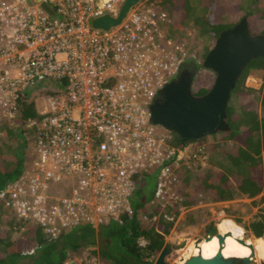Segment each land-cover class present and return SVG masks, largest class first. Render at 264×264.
Listing matches in <instances>:
<instances>
[{
	"label": "built area",
	"instance_id": "1",
	"mask_svg": "<svg viewBox=\"0 0 264 264\" xmlns=\"http://www.w3.org/2000/svg\"><path fill=\"white\" fill-rule=\"evenodd\" d=\"M125 1L42 0L53 16L34 0H0V141L7 126L21 127L29 153L0 204L6 219L53 239L121 223L137 176L150 172L154 220L175 221V168L207 158L197 142L173 146L172 132L151 120L159 92L191 59L168 37V12L143 0L110 31L92 27L96 17L117 18ZM25 100L38 117L21 122ZM88 251L67 264H106Z\"/></svg>",
	"mask_w": 264,
	"mask_h": 264
},
{
	"label": "trees",
	"instance_id": "2",
	"mask_svg": "<svg viewBox=\"0 0 264 264\" xmlns=\"http://www.w3.org/2000/svg\"><path fill=\"white\" fill-rule=\"evenodd\" d=\"M154 4L170 16L168 37L181 40L188 27L197 31L202 43L197 47L201 62L190 59L184 67L189 70L203 67V61L220 34L242 19H247L252 35H264V0H161ZM251 69L264 71V57L247 65L232 92L227 119L230 130L221 134L220 170L196 177V183L184 179L189 185L185 195L190 193L194 198L186 199L182 206L195 204L200 193L208 194L212 202H219L236 192L248 198L264 192V116L259 115L258 109L260 105L264 111V89L255 91L245 87ZM201 71L210 74L205 75L204 81L198 79V75L194 77L192 91L197 97L208 93L215 80L213 72ZM21 107V122L38 117L33 102L25 100ZM5 132L10 145L8 153L0 149V194L8 183L21 175L25 165L26 144L21 127L7 126ZM171 135L173 146L188 144L176 133ZM226 141L232 145L228 147ZM154 178V172L137 176L132 215L123 216L121 223L112 222L99 229L82 226L57 239L46 235L38 226L6 219L0 204V264H67L69 259L84 255L89 248H94L88 251L91 257L98 256L106 264H154L174 225V221L166 222L162 217L154 220L159 209H151L154 192L152 194L148 187V180ZM143 216L147 220H143ZM249 227L256 238H262L264 215H259ZM141 238L147 242L144 247L140 246Z\"/></svg>",
	"mask_w": 264,
	"mask_h": 264
},
{
	"label": "water",
	"instance_id": "3",
	"mask_svg": "<svg viewBox=\"0 0 264 264\" xmlns=\"http://www.w3.org/2000/svg\"><path fill=\"white\" fill-rule=\"evenodd\" d=\"M53 16L52 9L42 0H34ZM109 2L110 0H103ZM143 0H126L119 16L113 18L103 15L92 20V27L110 31L120 25L130 10ZM264 57V35H252L247 19H242L233 28L222 32L213 48L203 61V68L215 74L212 88L203 96H195L192 91L196 70L183 68L178 77L166 85L152 104L151 120L153 124L164 127L176 133L184 142H197L206 136L226 133L230 130L228 119V104L232 92L247 65ZM206 241L217 237L221 248L226 238L232 236L218 234L216 227L208 232ZM258 239V238H256ZM238 242L251 250V256L244 259H225L219 252L213 259L193 256L184 264H255V250L247 245V240ZM171 249L164 247L155 264H167L165 259Z\"/></svg>",
	"mask_w": 264,
	"mask_h": 264
},
{
	"label": "rangeland",
	"instance_id": "4",
	"mask_svg": "<svg viewBox=\"0 0 264 264\" xmlns=\"http://www.w3.org/2000/svg\"><path fill=\"white\" fill-rule=\"evenodd\" d=\"M153 1L158 4L161 0ZM180 39L186 45L190 58L195 59L200 63L201 59H199L200 57L197 47L202 43L201 41L199 42L197 31L192 27H188L185 29ZM192 47L194 49H192ZM201 69L204 68L201 67L196 70L195 77L198 75V79L204 81L206 78L205 75H209L210 73L201 71ZM200 72L201 74H199ZM245 87L255 91L261 90L262 87L264 89V71L260 69H251L245 81ZM258 109L259 115L261 117L264 116V111H262L260 105ZM221 134L222 133L206 136L197 141L200 146L204 147V151L207 154H205L207 156L205 160L203 158L202 161L199 159L195 161L191 160L189 168L183 163H180V166L175 168L176 181L173 182L172 189L176 191L178 195L176 196V200L171 201L172 203L174 202L173 206L168 204V215H173L175 221L172 230L166 237L165 247L171 249L170 254L165 259L167 264H184L188 259L193 257L192 255L195 247L205 241L201 237V231L204 230V225L208 222L221 225L226 220L231 221L236 225L238 230H241V239H256L250 232L249 225L259 215H264V192L259 194L258 197L251 199L236 192L230 198L219 202H212L208 194L200 193L195 204L182 206L183 201H186L188 198L189 201H191L192 198H194V196L191 197L190 193L189 196L185 195L189 185L184 179L188 178L196 183V177L204 175L208 171L220 170L218 163L221 161L219 155L222 150ZM9 145L10 141L6 135V139L0 141V149H2L4 153H8L9 149L7 148ZM226 145L229 147L232 143L226 141ZM24 154L25 159H27L29 153L26 148ZM148 181L149 190H151L153 194L156 179L154 178ZM168 203H170L169 197ZM156 207V203H153L152 201L151 209H155ZM175 213H178L177 216ZM145 217L146 216H143L142 219L147 220ZM191 220L193 221L190 222ZM157 259L158 257L155 259L154 264ZM252 261L255 264H264V259H259L257 257H254Z\"/></svg>",
	"mask_w": 264,
	"mask_h": 264
},
{
	"label": "bare ground",
	"instance_id": "5",
	"mask_svg": "<svg viewBox=\"0 0 264 264\" xmlns=\"http://www.w3.org/2000/svg\"><path fill=\"white\" fill-rule=\"evenodd\" d=\"M219 231L222 235L232 236L226 238L224 246L221 248L219 240L214 237L212 240L204 241L195 247L192 256H202L204 259H213L219 252L222 253L225 259L237 258L244 259L251 256V250L238 242L242 237L241 230L236 228V225L231 221L226 220L219 226ZM247 245H252L255 250V257L264 259V237L258 239L247 240Z\"/></svg>",
	"mask_w": 264,
	"mask_h": 264
},
{
	"label": "flooded vegetation",
	"instance_id": "6",
	"mask_svg": "<svg viewBox=\"0 0 264 264\" xmlns=\"http://www.w3.org/2000/svg\"><path fill=\"white\" fill-rule=\"evenodd\" d=\"M256 197H258V196H256ZM256 197H254V198H256ZM251 199V198H250ZM219 226L220 225H216L215 223H213V222H208L207 224H205L204 225V230H202L201 231V233H202V235H201V237H202V239L203 240H206L207 238H208V232L209 231H211L212 229H213V227H216L217 228V230H218V234H221L220 232H219ZM250 226V225H249ZM249 230H250V232L252 233V235L256 238V236H255V234H254V232L252 231V229L249 227ZM199 245V244H198ZM179 250V249H178Z\"/></svg>",
	"mask_w": 264,
	"mask_h": 264
}]
</instances>
